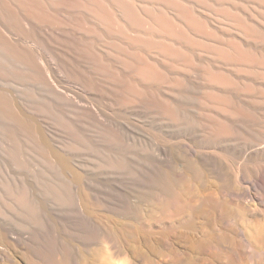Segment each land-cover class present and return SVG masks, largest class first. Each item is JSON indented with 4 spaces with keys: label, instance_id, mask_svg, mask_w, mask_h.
I'll return each mask as SVG.
<instances>
[{
    "label": "rangeland",
    "instance_id": "374dc122",
    "mask_svg": "<svg viewBox=\"0 0 264 264\" xmlns=\"http://www.w3.org/2000/svg\"><path fill=\"white\" fill-rule=\"evenodd\" d=\"M260 11V34L231 31L241 55L216 58L212 38L187 62L152 54L163 80L135 96L108 71L123 64L111 40L83 42L77 11L56 26L0 0L7 39L65 82L50 79L46 106L0 73V264H264Z\"/></svg>",
    "mask_w": 264,
    "mask_h": 264
},
{
    "label": "bare ground",
    "instance_id": "6f19581e",
    "mask_svg": "<svg viewBox=\"0 0 264 264\" xmlns=\"http://www.w3.org/2000/svg\"><path fill=\"white\" fill-rule=\"evenodd\" d=\"M14 2L22 15L50 24L52 22L56 26L65 18L64 14L70 13L71 10H74V13L77 11L78 15L74 14L77 24L86 32L83 42L91 45L92 40L89 38L93 36L111 40L123 64L117 67L109 66L110 69L103 66L108 71L112 70L111 75L116 77L115 82L121 93L127 91L135 96H141L151 83L155 84L158 81V84L163 80L161 67L151 57L152 54H158L166 59L167 63H170L168 60L173 62V65L181 61L187 62L196 48L201 49L204 45L208 47L205 43L203 45L200 39L212 38L213 56L222 61L232 60L231 58L241 51L233 48L236 41L229 37L232 29L237 32L234 35L241 39L251 34L253 36H256V33L260 34V8L264 6V0H14ZM72 11L70 15L73 14ZM2 21L0 19V73L11 74L21 79L23 83L17 82L16 86H21L24 91H31L34 100L37 96L42 104L49 102L47 95L51 90L50 79L65 83L64 78H57L58 71L51 61H44L43 66L39 63L41 52L36 47L24 46L21 38L10 33L11 31L9 33L12 38L7 39L8 36L4 34L7 25L5 26ZM38 47L40 48L39 45ZM246 55L248 58L251 57L248 53ZM132 67L135 69H132L135 75L129 73ZM219 77L220 80L223 79L222 75ZM6 85L13 88V84ZM4 97L7 99L8 96ZM3 101L6 105L12 100H8L9 103ZM7 107L12 108L11 105ZM10 108L8 110H11ZM12 111L14 112V109L9 111V116L14 114ZM17 115L18 120L25 121L21 115L20 118L19 114ZM13 116L16 118V115Z\"/></svg>",
    "mask_w": 264,
    "mask_h": 264
}]
</instances>
